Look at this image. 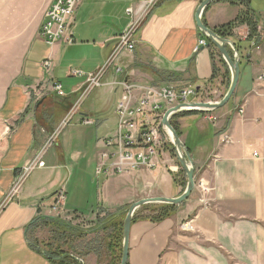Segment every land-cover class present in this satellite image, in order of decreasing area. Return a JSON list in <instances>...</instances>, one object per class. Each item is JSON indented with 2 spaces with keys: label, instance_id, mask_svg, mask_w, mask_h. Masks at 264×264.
Here are the masks:
<instances>
[{
  "label": "crops",
  "instance_id": "obj_1",
  "mask_svg": "<svg viewBox=\"0 0 264 264\" xmlns=\"http://www.w3.org/2000/svg\"><path fill=\"white\" fill-rule=\"evenodd\" d=\"M138 1L81 0L69 19L74 42L49 45L43 23L55 0H0V264H54L31 244L43 216L92 229L136 201L184 192L187 175L166 139L156 167L99 171L109 122L118 128L120 82L132 87L135 104L154 92L163 108L165 90H195L188 102L218 101L230 84L219 50L208 42L197 50L207 40L196 22L203 0H161L136 31L135 49L118 58L125 73L108 68L101 85L89 88L87 76L108 61L132 22L126 10ZM245 10L257 33L250 37L247 24L234 29L240 77L229 103L173 117L192 156L195 187L160 222L143 207L136 211L128 264H264V0H216L203 21L216 29ZM27 163L32 170L10 195ZM186 221L191 228H183ZM102 235L91 232L87 242ZM86 263L99 264L97 254Z\"/></svg>",
  "mask_w": 264,
  "mask_h": 264
},
{
  "label": "built area",
  "instance_id": "obj_2",
  "mask_svg": "<svg viewBox=\"0 0 264 264\" xmlns=\"http://www.w3.org/2000/svg\"><path fill=\"white\" fill-rule=\"evenodd\" d=\"M161 0H139L137 6H130L126 12L132 17V22L124 33L119 36L118 43L109 57L108 61L97 72L90 73L87 76V85L89 88H95L101 85V78L108 68H113L117 74H124V67L118 62L121 53L133 51L135 49L134 35L142 25L146 16L156 7ZM81 0H55L51 8L46 13V19L43 23V37L49 45H54L63 40L67 43L74 42L73 33L70 31L71 24L69 19L73 17ZM207 40H201L200 46H206ZM45 67L51 66V60L44 63ZM73 75H81L82 71L72 69ZM259 79L264 82V72ZM120 84L124 87V94L117 106L119 117L118 128L114 136L106 139L107 151L102 154L103 165L99 168L101 171L104 167L106 171L113 173L128 172L142 167L153 168L158 166L154 159L159 155V151L167 143H172V138L167 128L162 123V112L178 104L188 102V97L195 94L193 89H185L180 92L175 90H165V106H161L155 100L154 92L148 93L142 97L136 104L133 102L132 87L127 81ZM55 89L59 95L65 96L63 86L55 84ZM155 116L158 121L146 122L145 117ZM6 128L5 132H9ZM166 139V142H165ZM40 166L42 163L39 164ZM33 163H27L19 172V178L10 191L14 195L21 187L23 179L32 170ZM64 199V193L60 194ZM56 208V207H55ZM183 228H191L190 221L182 224Z\"/></svg>",
  "mask_w": 264,
  "mask_h": 264
},
{
  "label": "water",
  "instance_id": "obj_3",
  "mask_svg": "<svg viewBox=\"0 0 264 264\" xmlns=\"http://www.w3.org/2000/svg\"><path fill=\"white\" fill-rule=\"evenodd\" d=\"M216 0H203L198 7L196 12V22L198 28L204 33V35L210 40L222 55L223 59L229 66L231 72V79L229 88L224 95V97L218 101H203V102H184L176 106L171 107L165 112L162 123L169 131L172 142L175 146L176 155L179 163L183 167L187 175V185L184 192L173 198L169 197H150L144 198L139 201L132 203L126 210V217L123 224V243H122V255L120 264H128L129 259V245H130V233L133 223V218L136 211L144 205L147 204H171L179 205L189 198L195 187V167L193 165V160L188 147L183 143L181 137L171 122L172 117L179 112H194V111H212L220 109L227 105L231 98L233 97L240 77V59L238 50L234 44L229 39L223 38L218 35L214 29L210 28L203 21V13L206 8ZM227 45H230L234 50V56H231Z\"/></svg>",
  "mask_w": 264,
  "mask_h": 264
},
{
  "label": "trees",
  "instance_id": "obj_4",
  "mask_svg": "<svg viewBox=\"0 0 264 264\" xmlns=\"http://www.w3.org/2000/svg\"><path fill=\"white\" fill-rule=\"evenodd\" d=\"M233 1H235V0H233ZM205 24L207 25L206 22H205ZM240 24H247L250 27V29H251V33H250L251 36L250 37L256 35L257 23L255 22L253 15H252L250 10L243 11L241 13V15H239V17L235 21L230 22V23L225 24V25H222V26L214 29V31L218 35H220L221 37L230 40L234 36L235 27L240 25ZM207 42L209 44H211V42L208 38H207ZM235 46L238 50L239 47L236 44H235ZM227 49L229 50L231 56H234V50L230 45H227ZM221 62L223 64L227 65L226 61L223 58H222ZM172 123L180 135V130H179L176 122L173 119H172ZM177 206L178 205H171V204H150V205L144 206L143 209L148 210L150 212L149 217L151 218V220H153L154 222H160V221L167 219L168 217L172 216L175 213ZM126 210H127V208L119 210V211L112 213V214H108L106 217H104L103 219L100 220V222L98 223V225L96 227H94L92 229H83L80 226H75V225H72L71 223H68L66 221H62L59 218L47 217V216L41 217L42 219H40L37 226L42 225L45 221L49 220V221H52L54 223H57L58 225L61 226V228H64V229H62L56 233L55 241L64 242V240H68V238H70L71 236L72 237H77V236L81 237L84 235V237H85L88 234H90L91 232L98 231V232H103L104 237H103V239L101 238L100 242L97 240L93 241L91 243V245H95V246L101 245V246L105 247V249H108L110 247V245H112V238L113 239L115 238L117 241H119V245L121 247V241L123 238V224H124V220L126 217ZM137 218H138L137 216H134L133 221L136 220ZM70 229L73 230V232H76V234L72 233L71 235H66V233H68L70 231ZM113 229L115 230L114 232H113ZM31 244L33 245L34 248H36L37 250L42 252L45 256H47V258H49L54 264H78L79 263V262H77L76 258L73 257L72 254L69 255V253L67 251H62L63 250L62 248H60V250L58 248L54 252L47 253L46 251L43 250V248H41V246H38L34 241H31ZM96 253L99 256V261H101L100 260L102 258L101 253L100 252H96ZM120 257H121V253H120L119 257L118 256L115 257V261H117L119 263ZM108 264H111V262ZM112 264H114V263H112Z\"/></svg>",
  "mask_w": 264,
  "mask_h": 264
},
{
  "label": "rangeland",
  "instance_id": "obj_5",
  "mask_svg": "<svg viewBox=\"0 0 264 264\" xmlns=\"http://www.w3.org/2000/svg\"><path fill=\"white\" fill-rule=\"evenodd\" d=\"M53 104L55 105L56 103L54 101H52ZM170 109V108H169ZM168 110V109H167ZM166 110V111H167ZM175 116V115H174ZM173 116V117H174ZM172 117V119H173ZM171 119V122H172ZM173 124V123H172ZM108 126H110V129L108 131H106V135L114 136L115 134V129H116V122L112 119ZM173 149L175 150V146L172 143ZM176 151V150H175ZM177 156V155H176ZM149 205V204H148ZM146 206V205H144ZM142 206V207H144ZM141 207V208H142ZM150 213V212H149ZM72 225L75 226H80L83 229H89V227H87L84 222L80 223V225L77 223H73L71 222ZM36 230L35 232H37L36 234L33 235V237H31L38 246H41V248H43L44 251H46L47 253L49 252H54L56 251L58 248L60 250V248H62V251H67L69 253V255H73L74 258H76L77 262H79L78 264H87L86 263V257L88 254H90L91 252H100L101 254H105V258H101L99 261V256H98V261L99 264H108L111 262L114 264H120L121 263V257H120V262L118 263L117 261H115V257L116 256H120V253L122 255V243H123V238L121 241V247L119 245V241H117L115 238H112V245H110V247L106 250L103 249V246H98V245H91L92 242H87V236L84 237L83 236H77V237H70L68 238V240H64V242H59V241H55V236L56 233L64 228H61L60 225H58L57 223H54L52 221H45L42 225H38L36 226ZM75 230V229H74ZM115 230L113 229V232ZM73 232V230L70 229V231L68 233H66V235H71ZM104 235V234H103ZM99 236L101 241V238L103 239L104 236ZM97 240V239H96ZM95 241V240H93ZM118 243V244H117ZM121 249V250H120ZM104 251V252H103ZM62 261V260H61Z\"/></svg>",
  "mask_w": 264,
  "mask_h": 264
},
{
  "label": "bare ground",
  "instance_id": "obj_6",
  "mask_svg": "<svg viewBox=\"0 0 264 264\" xmlns=\"http://www.w3.org/2000/svg\"><path fill=\"white\" fill-rule=\"evenodd\" d=\"M208 44V43H207Z\"/></svg>",
  "mask_w": 264,
  "mask_h": 264
}]
</instances>
